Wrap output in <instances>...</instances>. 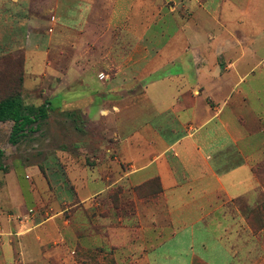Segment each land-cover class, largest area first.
<instances>
[{"label": "crops", "instance_id": "obj_1", "mask_svg": "<svg viewBox=\"0 0 264 264\" xmlns=\"http://www.w3.org/2000/svg\"><path fill=\"white\" fill-rule=\"evenodd\" d=\"M197 11L189 24H172L167 10L156 21L154 0H0V61L22 52L23 75H61L51 106L82 111L89 127L74 157L69 148L50 154L56 170L60 152L72 159L62 198L58 184L27 179L42 174L40 165L0 163V264H88L91 254L104 262L103 250L112 264H236L239 234L226 237L219 209L264 199L256 168L264 160V87L258 92L255 75L241 70L256 42L238 39L221 9ZM110 47L130 48L115 75L106 70ZM218 58L231 66L225 75L193 68ZM157 64L169 66L156 72ZM108 124L112 140L96 139ZM12 125L0 121V142L5 133L10 142ZM151 181L157 196L142 203L138 193ZM118 185L131 194L128 223L136 226L112 228L99 215L95 231L89 208ZM160 206L166 224L153 215ZM142 207L155 226H139ZM245 222L240 215L234 224L244 230Z\"/></svg>", "mask_w": 264, "mask_h": 264}, {"label": "rangeland", "instance_id": "obj_2", "mask_svg": "<svg viewBox=\"0 0 264 264\" xmlns=\"http://www.w3.org/2000/svg\"><path fill=\"white\" fill-rule=\"evenodd\" d=\"M154 4L156 21L161 18L160 13L163 10H167L172 11V15L170 16V22L172 24H189L199 13L197 9L202 7L221 9L223 16L230 20V31H234L238 39L247 40L248 42L251 41L250 43L256 42L254 44L255 48L251 44V49L252 51H257L255 53L248 51L246 56L248 63L241 70L244 73L250 72L248 75H255V80L250 83H254L258 92L264 87V46L259 48L258 45L260 41L264 43V0H154ZM199 18H202L204 22L205 17ZM206 39H203V41H206ZM248 42L244 45L245 48L250 46ZM125 50L126 52L124 50L116 52L117 50L115 51L114 47L107 48V51H109L108 54L112 52L108 56L106 65L107 73L115 75L118 67L122 64L124 65V58L120 62V53L127 55L130 48ZM23 59L24 54L22 52H16L15 54L10 53L6 55L0 61V101L19 94L24 105L26 103L28 105L43 103L47 109V117L40 120V126L34 131L27 132L25 137H22L17 144L10 143L8 141V134L5 133V136L2 137V141L0 142V153H4L5 159L7 160L2 162V158L0 157V163H5L7 167H14L16 169L33 166L35 164L40 165L42 174L35 176L32 173H28L27 179L33 180L35 183L43 185L44 187L58 184L60 187L59 196L62 198L64 189H67L68 185L65 167H67L66 165L72 159L60 152V161H58V168L56 170L54 168L55 162L53 163L54 159L51 158L50 154L56 150L68 152L69 148L70 156L74 157V154L77 152L73 148L84 142L89 127L86 124V118L83 116L82 111H60V109L51 106V89L65 82L62 80L61 75H23ZM192 64L193 68L202 70V72L206 68L212 70L217 68L216 74L209 73V75H219L220 73L221 75H225L227 67H231L226 63L224 58H218L212 64H201L194 61ZM175 65L173 64L171 66L175 67ZM33 66L38 68L37 62L33 63ZM155 66L156 68L154 69L156 72H162L166 69L164 67H168L169 65L157 64ZM103 79L106 80L108 78L104 77ZM136 84L131 85L129 83L125 87H136ZM77 98H83L82 101L87 99L83 95ZM82 101L79 103L80 106L83 104ZM109 101L111 103L115 102V97H109ZM103 132L104 134L102 136L97 135L96 139L101 138L104 142L109 143L113 137L109 124ZM79 156L82 159V156ZM256 168L262 173L264 171V160ZM112 178L114 179V177ZM260 178L264 180V175L260 174ZM125 190L126 187L122 185L112 186L106 196L101 197V200L99 198L95 200L96 203L101 202V205L99 204L89 208L90 215L95 219V224L93 225L95 231L100 230L99 224L101 222L98 217L99 215L107 217L106 223L102 224L112 228L116 225L126 226L128 228L136 226L128 223L130 221L129 215L131 211H134L136 208L130 203L131 194L126 193ZM157 192L158 183L151 181L138 194L140 200L143 201L142 203H145L147 200H154ZM254 204L255 206H246L245 203H236L235 206L228 205L219 209L220 219H224L225 222L224 233L226 237L239 234V239L234 241L236 264H264V199L262 198L260 201L254 202ZM140 211L146 219L142 217L143 224H139V226L151 227L157 224L153 218H147V209L142 207ZM153 215L160 217L159 224L167 223L163 207H157ZM240 215L245 217L244 230L234 224ZM185 244V241H179L177 243L180 247ZM103 252L105 253L103 254L104 262H101L100 258L96 255L91 254L90 258L92 260H88V264H112L114 261L110 251L103 250ZM183 258L184 256H182Z\"/></svg>", "mask_w": 264, "mask_h": 264}, {"label": "trees", "instance_id": "obj_3", "mask_svg": "<svg viewBox=\"0 0 264 264\" xmlns=\"http://www.w3.org/2000/svg\"><path fill=\"white\" fill-rule=\"evenodd\" d=\"M47 117V109L43 104L35 107L24 105L19 94L7 97L0 101V121H12L10 142L17 144L29 131L39 127L40 120Z\"/></svg>", "mask_w": 264, "mask_h": 264}]
</instances>
